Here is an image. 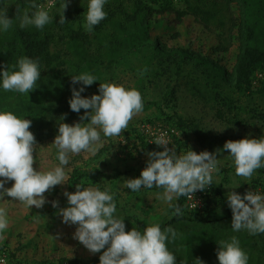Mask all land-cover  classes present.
I'll return each mask as SVG.
<instances>
[{
	"label": "rangeland",
	"instance_id": "obj_1",
	"mask_svg": "<svg viewBox=\"0 0 264 264\" xmlns=\"http://www.w3.org/2000/svg\"><path fill=\"white\" fill-rule=\"evenodd\" d=\"M1 1L0 8L8 4L6 6L7 16H14L12 9L18 6V0H3L2 4ZM167 1L169 0H155L153 4L158 7L166 4ZM170 1L174 8L181 9L180 4H176L174 0ZM39 2L46 8L51 5V14L63 5L62 0H39ZM71 4L84 7L82 13L87 8V0H73ZM128 5L132 9L131 3ZM162 18H164L162 26L156 28L153 34L161 35L169 47L192 46L193 48H201L203 45V51L206 52L212 44L217 42L216 34L222 32L216 26L211 32L205 31L191 16L185 17L180 23L175 22L174 13L166 14ZM83 22L84 17L75 23V27L86 31L82 27ZM89 33L92 34V31ZM174 33L177 35L174 36ZM236 52V49L232 48L227 54L225 63L229 69L234 67ZM182 57L179 58L182 60ZM182 63L183 69L179 76L175 73L176 66L174 64L169 65L168 62H161L151 43L148 42L137 52L126 55L117 64L101 61L86 66L82 72L93 74L99 81L88 86L81 94L82 96L91 97L92 94L98 93L100 82L117 83L139 90L144 101V110L133 117L128 128L119 136L110 138L102 136V146L95 154L89 152L70 154L69 164L65 168L68 182L57 185L50 192H46L44 195L47 202L42 208L35 206L28 208L5 195L4 199L0 200V206L6 207L9 211V226L5 232L0 233V243L7 241V246L11 250H15L21 258L35 260L92 258L99 254L90 252L83 244L73 238L77 226L63 223L61 216L58 215V209L52 206V201H58L59 208L68 206L64 192H73L69 175L74 169L82 173L79 182L84 180L85 186H99L102 190L104 187H108L115 193L117 215L124 218L126 231L133 227L142 231L146 224L159 222L161 226L175 228L178 236H180L178 223L173 219L172 213L167 212V205L156 199V193L161 192L162 189H142L138 193H133L131 189L124 188L121 190L120 188L122 180L140 176L141 170L146 167L148 152L163 150V146H157L150 141L155 138L154 132L167 129L174 130L167 138L176 146L178 153L187 150V148L197 153L206 150L210 153H216L217 158L221 159L222 162L221 172L215 176V184L204 191L197 190L198 193L195 198L197 207L195 208V215L192 216L193 219H188L187 215H189L190 210L185 206L183 210L186 217L182 219V222L186 224V232L193 228L194 231L188 232L191 236H195L196 232L200 233L204 228L198 221V215L206 210L207 205L215 208V218H218V221L214 225V232L217 239L212 244L207 243L200 247L195 245L190 251V258L185 256L182 246L169 244L170 250L176 254V264H193L195 259H200L203 264H219L216 254L219 248L218 241L227 240L233 235L239 240L240 237L251 236L246 231L238 233L232 231V212L227 204V193L236 191L243 195L246 191L264 192V174H260L257 170L250 181L251 184H249L243 181L242 177L235 175L234 168L230 166L228 151L216 152V150L223 149L224 143L228 140L264 136V119H251L249 117L252 110L264 115V87L251 96H240L239 103L248 110L241 112L240 117L246 121L245 124L231 123L218 117L214 103L207 101L205 96L208 95H203L199 89L206 88L207 79L212 80L203 71L204 67H196L195 60L192 59ZM145 67L147 72L143 77H140L138 73ZM164 68H168L169 73L164 74ZM260 80L256 81L255 79V84H259ZM224 85L227 92L233 90V85L230 82H224ZM73 86L78 88L80 85L70 86L64 104L71 112L63 118V122L68 124L80 122V117L85 111L81 109L80 113H76L70 109L68 101L71 98ZM173 89L176 93L171 97L169 93ZM234 96L237 97V93H234ZM224 109L227 115L234 116L235 111L230 114L228 109ZM248 112H250L249 115ZM178 116L194 121L200 128V134L178 128L176 126ZM58 123L59 121H54L55 126H58ZM56 134L55 131H48L43 141L36 145V152L33 153L36 157L33 163L34 169L39 170L40 168L42 171H47L57 165L55 149L51 145ZM172 144H169L168 147L171 148ZM154 145L158 149L154 148ZM12 183L13 181L7 182L5 187H11ZM239 183L241 184L238 187L229 188ZM185 200L187 203V197L186 199L181 197L178 201L184 203ZM206 200H208L207 205ZM224 216H227V219H223ZM252 236L249 245H241L240 243V246L249 255L248 264H264V234ZM103 251L101 250V254Z\"/></svg>",
	"mask_w": 264,
	"mask_h": 264
},
{
	"label": "clouds",
	"instance_id": "obj_2",
	"mask_svg": "<svg viewBox=\"0 0 264 264\" xmlns=\"http://www.w3.org/2000/svg\"><path fill=\"white\" fill-rule=\"evenodd\" d=\"M107 3L108 0H87L82 25L86 31H93L106 18L104 8ZM6 6L0 8V36L12 30L17 23L20 29L43 30L55 18L50 12L51 5L46 8L39 0H28L27 8L20 10L15 19L7 16ZM65 7L66 0L59 13L60 24L66 21L63 15ZM41 69L44 68L38 59L26 55L18 57L12 65L0 66V92L29 97V93L39 87L37 81L41 78ZM146 72L147 68H142L138 75L143 77ZM96 81L99 79L88 72L72 75V85L80 86L71 89L70 109L76 113L81 109L85 111L80 122L68 124L63 122V118L59 121L57 134L51 143L58 163L47 171L33 167L37 142L30 131L31 120L0 108V200L7 195L28 208H42L47 202L44 194L67 181L65 168L70 154H95L102 146V136H119L133 117L144 110L139 90L117 83L100 82L98 93L91 97L82 96L86 88ZM150 142L163 146V150L148 152V161L140 176L122 180L120 188L131 189L133 193L142 189H162L156 193V199L172 209L173 216L183 217L184 210L176 201L181 197L191 199L197 190L204 191L215 184V176L222 168L221 159L216 153L206 150L197 153L187 148L178 153L176 146L163 134ZM169 144L173 146L169 148ZM222 150L228 151L235 175L249 184L257 170L264 169V136L228 140L223 149L216 152ZM9 181H13L11 187H5ZM75 187L74 192H64L67 207L59 208L58 201H52V206L58 209L63 223L77 226L74 239L92 253L104 250L99 264H176V254L168 247L177 239L175 228L167 226L162 229L160 223L153 222L146 224L142 231L137 227L126 231L124 218L117 215L115 193L110 188L102 190L99 186H85L84 180L76 183ZM227 204L232 212L233 232L264 234V192L246 191L241 195L229 191ZM8 226L9 211L0 206V233L5 232ZM218 244L219 264H248L249 255L235 235L218 241ZM0 264H6V261L0 259ZM193 264L203 262L195 259Z\"/></svg>",
	"mask_w": 264,
	"mask_h": 264
},
{
	"label": "trees",
	"instance_id": "obj_3",
	"mask_svg": "<svg viewBox=\"0 0 264 264\" xmlns=\"http://www.w3.org/2000/svg\"><path fill=\"white\" fill-rule=\"evenodd\" d=\"M70 2L71 0H66L63 10L66 21L63 24L58 23L61 7L52 13L55 16L53 23L45 26L43 30L20 29L17 23L12 30L0 36V66L12 65L18 57L26 55L38 59L44 68L41 69V78L37 81L39 87L32 90L29 97L19 93L0 92V108L31 120L30 131L34 134L37 144L43 141L48 131L57 132L55 120L60 121L71 113L64 104L72 85V75L81 73L86 66L101 61L117 64L126 55L137 52L148 42L161 62L176 66L175 73L179 76L183 69L182 62L192 59L195 60L196 67L203 66V71L212 80H206L205 84L209 88L207 85L205 89L198 88L203 95H208L205 96L207 101L214 103L218 117L231 123L245 124L246 119L241 118L240 113L248 110L239 103L240 96H251L264 87V79L260 80L259 84L254 81L256 72L264 69V0H182L178 3L181 9L174 8L170 0L158 7L153 4L155 0H108L104 8L107 16L94 27L92 34L75 27V23L84 17V7L71 4L73 0ZM130 3L132 9L128 5ZM27 5L28 0H18V6L12 9L14 16L9 18L15 19ZM169 13H174L176 23L191 16L205 31L211 32L216 26L222 32L216 34L217 42L206 52L203 51V45L201 48L169 47L161 35L153 34L156 28L162 26V16ZM232 48L237 51L236 61L233 69H229L225 60ZM179 57H182V60ZM164 69V74L169 73L168 68ZM224 82H230L233 90L227 92ZM175 93L173 89L169 95L173 97ZM234 93L238 96L235 97ZM224 108L228 109L230 114L235 111L234 116L227 115ZM251 112L250 115L248 112L251 119H264V115L254 110ZM176 126L200 134L199 126L183 116L177 117ZM155 147L157 148L156 145ZM259 173L264 174V169H260ZM81 178L82 173L77 169L70 173L69 180L73 185V192ZM176 203L183 209L185 206L190 210L187 217L192 220L196 210L190 209L186 200L184 203ZM205 203L207 205L208 200ZM172 211L167 208L168 213ZM201 213L198 215V221L204 228L200 233L196 232L195 236L188 232L194 231L193 228L186 232V224L182 222L186 216H173L178 223L180 236L177 235L171 245L182 246L188 258L195 245L200 247L203 244H212L217 239L214 232V225L218 221V218H215L216 209L207 205L206 210ZM226 217L223 219H227ZM161 227L163 229L166 226ZM251 236L240 237L241 245H249ZM168 247L170 249V245ZM0 249L8 251L12 258H20L15 250L7 246V241L0 243ZM100 255L101 252L92 258H59L55 261L99 264Z\"/></svg>",
	"mask_w": 264,
	"mask_h": 264
},
{
	"label": "built area",
	"instance_id": "obj_4",
	"mask_svg": "<svg viewBox=\"0 0 264 264\" xmlns=\"http://www.w3.org/2000/svg\"><path fill=\"white\" fill-rule=\"evenodd\" d=\"M182 0H174L175 3H180ZM256 81L260 79H264V70L263 71H257L255 74ZM255 81V82H256ZM155 130V129H154ZM174 132V130H159L158 132H154L155 137L163 134L165 137H169L171 133ZM198 191H196L193 194V198L189 199L187 198L188 207L190 209H195L197 206V202L195 198L197 197ZM196 206V207H195ZM0 259H3L6 261V264H70L68 262L59 263L55 260H35V259H28V258H12L8 251L0 249Z\"/></svg>",
	"mask_w": 264,
	"mask_h": 264
}]
</instances>
